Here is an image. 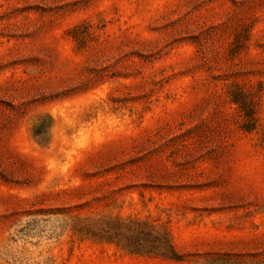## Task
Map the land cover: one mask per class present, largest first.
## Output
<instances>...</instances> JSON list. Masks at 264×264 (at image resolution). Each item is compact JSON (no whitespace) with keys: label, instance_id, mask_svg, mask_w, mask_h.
I'll use <instances>...</instances> for the list:
<instances>
[{"label":"rangeland","instance_id":"obj_1","mask_svg":"<svg viewBox=\"0 0 264 264\" xmlns=\"http://www.w3.org/2000/svg\"><path fill=\"white\" fill-rule=\"evenodd\" d=\"M0 264H264V0H0Z\"/></svg>","mask_w":264,"mask_h":264}]
</instances>
